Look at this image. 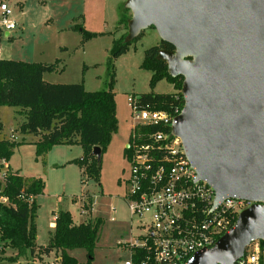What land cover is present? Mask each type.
<instances>
[{
  "label": "water",
  "instance_id": "obj_1",
  "mask_svg": "<svg viewBox=\"0 0 264 264\" xmlns=\"http://www.w3.org/2000/svg\"><path fill=\"white\" fill-rule=\"evenodd\" d=\"M124 42L154 27L156 58L182 77L184 104L171 127L197 178L249 203L210 248L186 264H233L264 241V0H126ZM7 35V32L5 33ZM101 148L91 155L100 161Z\"/></svg>",
  "mask_w": 264,
  "mask_h": 264
},
{
  "label": "rangeland",
  "instance_id": "obj_2",
  "mask_svg": "<svg viewBox=\"0 0 264 264\" xmlns=\"http://www.w3.org/2000/svg\"><path fill=\"white\" fill-rule=\"evenodd\" d=\"M3 1L7 3V0ZM19 1L23 3L21 9L17 5ZM103 3V0H10L8 20L14 23L15 28L8 30L7 36L2 31L0 37V58L40 63L58 60L56 69L46 72L44 78L56 83L82 82L87 91L109 88V65L112 63L117 129L101 154L98 180L89 178L78 165L70 162L81 157L82 148L78 144L53 145L43 159L36 158L35 146L22 141L23 137L29 141L34 136L17 131L25 119L23 114L16 112L18 107L1 106L0 120L3 123L2 134H13L15 141L22 142L14 148L8 160L11 168L18 170L26 179L34 177L44 182L42 193L36 196L37 244L47 243L49 222L57 204L68 208L75 221L80 219L81 194L87 192L93 201L90 215L93 220L101 219L92 264H124L130 256L125 242L142 233L140 220L130 216L125 200L130 170L125 142H128L132 128L127 98L150 91L172 93L174 88L166 79L150 87L151 72L141 67L145 50L158 45L161 40L152 26L131 41L124 53L110 60L113 40L120 36L116 27L123 6L118 9L117 21L110 23L99 19L104 14L103 8L107 7ZM76 24L96 35L82 42L80 31L72 28ZM3 175L0 171V182ZM67 251L77 264L85 263L83 248ZM15 254L16 250L7 247L0 255V264H59V253L54 251L49 256L37 253L35 257L27 251L15 262L2 258Z\"/></svg>",
  "mask_w": 264,
  "mask_h": 264
},
{
  "label": "trees",
  "instance_id": "obj_3",
  "mask_svg": "<svg viewBox=\"0 0 264 264\" xmlns=\"http://www.w3.org/2000/svg\"><path fill=\"white\" fill-rule=\"evenodd\" d=\"M2 1L0 0V3ZM129 16L128 10L122 7L116 31L122 29L123 32L113 40L110 60L124 53L131 43H125L123 40ZM72 28L80 31L82 42L96 35L78 24ZM1 34L0 28V37ZM160 48L173 50L170 44L160 41L158 45L145 50L141 67L151 72L150 87L153 88L158 81L166 79L173 85L174 91L166 94L150 91L137 95L139 107L165 111L181 109L184 104L180 91L182 77L168 75L166 63L156 58ZM57 61L40 63L0 58V106L18 107L17 113L24 115L25 119L18 125L17 131L23 135L31 134L37 137L34 142L36 158L43 157L53 145L78 144L82 148V156L70 162L78 165L86 176L97 181L100 162L91 155L92 148L98 146L103 153L117 129L116 103L112 91L113 66L110 63L108 89L87 91L82 82L45 81L43 74L54 71ZM1 130L0 121V132ZM21 143L9 138H0V162H8L14 148ZM126 152L125 149V155ZM2 170L4 175L0 182V255L7 247L16 250L14 256L2 258L15 262L27 251L33 256L37 253L48 255L51 251L58 250L59 264H77L76 259L69 255L67 250L83 248L86 255L83 264H92L101 219H86L75 224L68 211L60 210L56 214L54 229L47 244L39 246L35 242V198L42 193L44 182L40 178L26 179L17 171L0 164V171ZM90 204L88 199L82 208L87 210ZM235 220L236 215L231 221V226ZM260 243L264 245V241L260 240ZM260 264H264V255L260 258Z\"/></svg>",
  "mask_w": 264,
  "mask_h": 264
},
{
  "label": "built area",
  "instance_id": "obj_4",
  "mask_svg": "<svg viewBox=\"0 0 264 264\" xmlns=\"http://www.w3.org/2000/svg\"><path fill=\"white\" fill-rule=\"evenodd\" d=\"M10 14L2 1L1 29L14 28ZM127 104L132 128L125 148L130 163L125 200L130 216L140 220L142 233L125 242L130 256L124 264H186L212 247L249 203L226 196L214 206L215 190L197 178L185 147L171 134L182 108L139 107L137 95L129 96ZM263 255L264 245L251 240L233 264H260Z\"/></svg>",
  "mask_w": 264,
  "mask_h": 264
},
{
  "label": "crops",
  "instance_id": "obj_5",
  "mask_svg": "<svg viewBox=\"0 0 264 264\" xmlns=\"http://www.w3.org/2000/svg\"><path fill=\"white\" fill-rule=\"evenodd\" d=\"M9 1L10 0H7V5H8V3H9ZM126 0H103V4L104 5H107V9H108V12H107V9L106 8H103V9H105V11H104V14H101V18H99V19H102L104 22H107V21H111L110 23H113V22H116L117 21V19H118V15H119V13H118V9H119V7L120 6H123V4H124V2H125ZM17 5H18V7L21 9L22 8V6H23V3L21 2V1H19V2H17ZM105 12H106V14H105ZM128 14L130 15V12L128 11ZM14 28H15V26H14ZM2 31H4V34L7 32V35H9V31L8 30H3V29H1ZM119 31H120V34L123 32V30L122 29H119ZM6 35V34H5ZM6 35V36H7ZM44 75H45V73L43 74V79L45 80V81H47V82H52L51 80H46L45 78H44ZM53 83H56V82H53ZM1 107V106H0ZM18 110V109H17ZM17 110H16V112H17ZM1 121V120H0ZM2 123V122H1ZM2 132H3V123H2V130H1V132H0V138H9V139H15V136L12 134V135H9V136H7L6 134H2ZM24 135H26V134H24ZM25 139V137H23V143H31V144H33V146H34V142L37 140V137L36 136H34V139L33 140H29V141H26V140H24ZM16 140V139H15ZM126 146H127V142H125V148H126ZM35 148V147H34ZM35 151V150H34ZM45 156V155H44ZM43 156V157H44ZM81 156H82V150H81ZM43 157H38V158H41V159H43ZM0 164L1 165H3V167H9L10 169H12V170H14V171H17L18 173H19V171L18 170H15V169H13V168H11V166H10V164H9V162H0ZM81 171V170H80ZM2 172V174H3V172H4V170H2L1 171ZM82 172V171H81ZM2 178H3V176H2ZM56 198H58V197H56ZM90 200L91 201V204H90V206H89V209H87V210H84L83 208H82V206H83V204L84 203H86V200ZM1 200H4L5 201V199H1ZM35 201H36V198H35ZM60 203V202H59ZM92 203H93V201H92V196L89 194V193H84V194H81V205H80V219L79 220H74V218H73V216H72V214H71V212L68 210V208H63V206H59V204H57V206H56V210H55V212H53V218H52V220L49 222V234H48V238H49V236L51 235V233L53 232V229H54V221H55V217H56V214H57V212L58 211H60V210H63V211H68L70 214H71V216H72V220H73V222L75 223V224H78V223H80V222H82V221H84V220H86V219H90V220H93V218H92V216L90 215V209H91V207H92ZM81 217H83V218H81ZM35 218H36V216H35ZM36 226V225H35ZM47 241H48V239H47ZM35 242H36V244H37V241L35 240ZM47 244V243H46ZM45 244V245H46ZM38 245V244H37ZM40 246V245H39ZM41 246H44V245H41ZM4 252H5V250H4ZM3 252V253H4ZM54 252H56V253H59V251L57 250H55ZM52 253V251L48 254V256L50 255ZM67 253L69 254V251H67ZM35 255V254H34ZM33 255V257H35ZM70 255V254H69ZM72 256V255H71ZM41 257V256H40ZM74 257V256H73ZM57 261H58V257H57Z\"/></svg>",
  "mask_w": 264,
  "mask_h": 264
}]
</instances>
